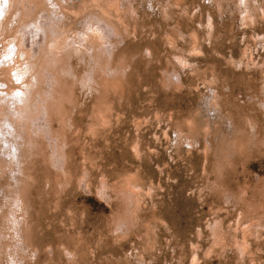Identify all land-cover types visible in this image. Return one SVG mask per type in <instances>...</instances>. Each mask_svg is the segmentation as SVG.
<instances>
[{
  "label": "rangeland",
  "instance_id": "obj_1",
  "mask_svg": "<svg viewBox=\"0 0 264 264\" xmlns=\"http://www.w3.org/2000/svg\"><path fill=\"white\" fill-rule=\"evenodd\" d=\"M0 264H264V0H0Z\"/></svg>",
  "mask_w": 264,
  "mask_h": 264
}]
</instances>
